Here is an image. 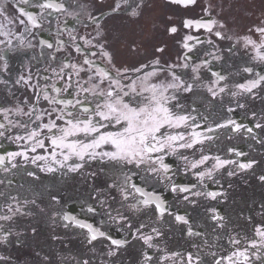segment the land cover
<instances>
[{
    "label": "flooded vegetation",
    "instance_id": "obj_1",
    "mask_svg": "<svg viewBox=\"0 0 264 264\" xmlns=\"http://www.w3.org/2000/svg\"><path fill=\"white\" fill-rule=\"evenodd\" d=\"M261 28L264 0H0V264H264V80L240 87L264 76ZM153 86L188 118L157 134L182 135L175 151L137 165L81 161L51 144L69 120L93 117L109 99L99 93L137 107ZM102 123L101 132L122 130ZM217 160L228 163L216 169ZM136 189L159 197L163 211L132 209L149 198ZM65 216L105 235L91 240Z\"/></svg>",
    "mask_w": 264,
    "mask_h": 264
},
{
    "label": "snow or ice",
    "instance_id": "obj_2",
    "mask_svg": "<svg viewBox=\"0 0 264 264\" xmlns=\"http://www.w3.org/2000/svg\"><path fill=\"white\" fill-rule=\"evenodd\" d=\"M173 3H180L181 0H172ZM190 2H194V0H190ZM43 7L52 8L53 4H45ZM31 19V18H30ZM95 19V18H93ZM191 22H186L185 26H189ZM207 27V25H204ZM209 30H211L209 28ZM260 32H264V28L257 29ZM172 32H175L176 29L172 28ZM217 36L220 35L219 32L216 33ZM251 43V41H249ZM52 45L49 44L48 47ZM162 51V49H161ZM85 63H88L86 60ZM187 67V65H185ZM139 71V70H137ZM197 69L193 68V72H196ZM245 71L250 72L251 69H245ZM119 74V73H118ZM218 75V74H216ZM219 80H224L223 76H218ZM260 80H264V76H261L259 80H254L247 85H240V87L245 92H251L254 88H256L260 82ZM115 84H119V81H114ZM182 85L170 84L168 87H181ZM148 90V89H145ZM185 90H189L188 87ZM132 91L135 92V87L132 88ZM209 91H212L210 88ZM220 91L223 92L224 88H220ZM216 93H213L215 95ZM101 96H107L109 99L103 105L98 104L97 110L93 111V117L98 116L99 120L94 122L93 117H89L85 120L77 119L75 123L72 120L68 121L70 125L67 129H61L62 135L55 137L51 140V144L55 147L67 148L69 149L70 155L76 156L79 160L83 161L85 156L89 159H95L97 156L103 158L108 157L110 159L116 160H124L127 163H142L144 160V156L153 152H163L165 149H170L175 151L174 145L178 139L183 140L184 137L181 135L179 137L175 135H169L167 137L158 136L160 130L166 125L169 127H179L181 126L188 118L185 116H174L169 108L166 106L167 97L163 95V92L157 93L155 90V86L152 88V95L150 98H145L147 103L143 106L132 107L129 103L124 102L122 98L112 99L114 93L112 91H108L107 93H99ZM124 95L127 96L128 93L124 92ZM137 95H140L139 93ZM236 95V93H233ZM242 107V105H241ZM85 112H88L89 109L85 108ZM71 116L72 114L69 113ZM102 121H107L109 125H121L122 130L116 132H101V128L106 127ZM231 124H235V121H229ZM259 127V125H257ZM44 127L48 128L49 131L53 127L45 125ZM240 125H235V129L239 130ZM251 132V129H248ZM79 133H83L85 136L91 137L90 142H72L66 143V140L69 136H75ZM34 137L39 135V133H33ZM200 141H193V143H184L179 145V147L192 148L194 143ZM39 145L43 147V141H38ZM111 145L115 151L112 152H95L91 151L97 148H100L102 145ZM34 150V149H33ZM55 155V153H53ZM70 155H65L64 159L67 161L70 158ZM239 155V153H238ZM43 159V157H41ZM207 157H203L197 163H193L191 165L192 168H197L200 165L204 164L207 160ZM228 163L227 161L217 160L215 165L216 169L223 167L224 164ZM161 165L164 168V171L167 172L168 168L166 165H163L161 161ZM243 168H250L251 164H241L239 165ZM81 164H75L70 168L71 171H76L81 168ZM155 171V169L153 170ZM201 179L204 176H208L211 178V172H201L198 174ZM264 179V178H262ZM173 191H177L176 187H173ZM137 192H140L141 195H144L146 198L143 201H139L137 204H132L130 207L132 209L139 210L138 204H142L144 206L149 205L150 203H156V207L163 211L161 204L158 203L159 197L151 198L150 194L143 193L140 189H136ZM179 191H189L188 188H180ZM208 195L215 198V193H209ZM127 199V196L124 197ZM88 211H94V209L89 208ZM66 220H75L74 217L65 216ZM115 219V218H113ZM120 220L126 219L123 216H120ZM176 219L178 221H187L184 220V217L177 216ZM75 223L81 228H87L91 233V240L97 239V236H104L105 233L99 232L98 230H94L91 225H86L81 223L78 220H75ZM151 240V237L145 238V243ZM113 245L120 246L124 243V241L120 240H112ZM151 247V245H149Z\"/></svg>",
    "mask_w": 264,
    "mask_h": 264
}]
</instances>
